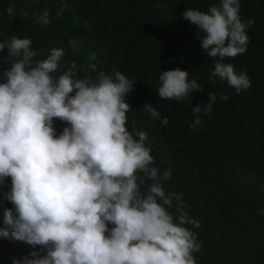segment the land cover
Returning <instances> with one entry per match:
<instances>
[{
  "label": "clouds",
  "instance_id": "1",
  "mask_svg": "<svg viewBox=\"0 0 264 264\" xmlns=\"http://www.w3.org/2000/svg\"><path fill=\"white\" fill-rule=\"evenodd\" d=\"M240 8V0H218L207 11L182 13L202 33L207 57L218 58L210 79L226 81L237 94L250 79L224 60L247 51L246 28L254 24L242 21ZM7 12L13 14L11 6ZM36 19L50 23L47 11ZM5 49L0 60L10 67L0 73V187L10 178L6 198L14 207L4 214L11 231L0 228V236L34 249L13 264H196L193 253L201 245L185 225L200 221L189 218L182 193L165 191L172 170L152 166L148 133L137 137L127 127L132 107L126 97L135 81L118 70L78 78L75 61L60 70L63 49L33 50L30 38L12 36L0 42V53ZM159 82L161 100L182 102L204 91L180 68L161 71ZM208 97L191 108V130L210 116L217 97ZM142 109L160 119L152 104ZM55 120L67 124L59 134ZM160 122L169 124L166 116ZM173 201L176 217L168 211Z\"/></svg>",
  "mask_w": 264,
  "mask_h": 264
},
{
  "label": "trees",
  "instance_id": "2",
  "mask_svg": "<svg viewBox=\"0 0 264 264\" xmlns=\"http://www.w3.org/2000/svg\"><path fill=\"white\" fill-rule=\"evenodd\" d=\"M217 3L0 0V42L18 36L30 38L33 50L61 48L65 55L60 70L75 61L78 78L95 80L99 71L118 70L135 81L126 97L132 107L127 127L137 137L141 131L148 133L152 166L172 170L163 184L165 191L182 193L189 218L200 221L199 227L185 225L201 245L193 253L196 264H264V0H240L242 21H254L246 28L247 51L224 60L250 79L251 86L239 94L226 81L210 79L218 58L207 57L198 39L202 33L182 16L186 8L207 11ZM10 6L12 15L7 12ZM44 11L49 13L47 25L36 19ZM6 54L7 49L0 53ZM9 67L0 60V73ZM176 68L189 72V79L203 85L204 91H194L182 102L161 100L157 90L161 71ZM208 92L217 97L213 110L191 130L195 119L191 108L207 103ZM222 94L227 101L219 99ZM145 104L156 107L160 119L151 118L142 109ZM165 116L166 127L160 122ZM54 125L57 134L67 126L60 120ZM10 185L8 178L0 187V228L9 232L4 214L14 207L6 198ZM175 203L168 209L174 217ZM32 251L23 242L0 236V264H13L14 257Z\"/></svg>",
  "mask_w": 264,
  "mask_h": 264
}]
</instances>
